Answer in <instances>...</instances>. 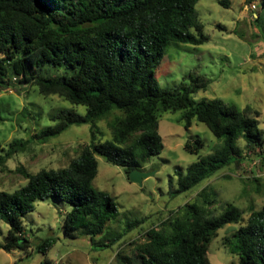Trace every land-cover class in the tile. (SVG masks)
I'll return each mask as SVG.
<instances>
[{"label": "trees", "instance_id": "trees-1", "mask_svg": "<svg viewBox=\"0 0 264 264\" xmlns=\"http://www.w3.org/2000/svg\"><path fill=\"white\" fill-rule=\"evenodd\" d=\"M198 2L0 0V91L15 86L33 88L44 98L58 96L84 109L83 114L61 110L51 118L57 122L40 132L42 140L57 137L72 126L88 125L90 131V143L66 168L35 174L16 169L27 183L12 193L0 192V222L8 226L1 250L10 253L28 248L22 218L33 212L36 201L48 198L72 206L62 225L65 236L75 239L74 232L89 218L86 234L92 242L118 216L113 198L93 187L95 156L121 168L127 178L131 171L142 172L144 164L163 150L159 118L180 112L179 122L185 129L195 120L219 142L184 174L176 173L172 197L191 191L193 200L147 229H143L145 219L128 222L122 234L97 246L111 247L134 230L140 239L130 242L129 256L119 255V264H210L207 253L212 239L218 231L239 225L224 242L228 253L236 255L239 264H264V205L259 211L250 210L241 225L243 212L232 203H220L218 213L213 214L216 195L203 186L231 165L242 164L244 152L248 161L258 158L259 169L264 170V152L255 153L263 143L256 125L259 113L217 99L194 102L193 95L206 91L210 83L198 76H189L187 86L172 89H160L155 81V71L170 43L201 46L208 42L195 8ZM252 2L246 0L248 5ZM217 3L229 8V0ZM256 16L252 19L258 21ZM2 112L0 108V123ZM19 117L30 124L27 109ZM103 121L110 138L101 141L98 123ZM241 140L243 148L235 145ZM25 146L20 139L9 143L5 155H0V170ZM202 147L199 139L184 145L192 155H198ZM54 242L45 240L39 246L44 256L40 264L52 263L47 251Z\"/></svg>", "mask_w": 264, "mask_h": 264}, {"label": "rangeland", "instance_id": "rangeland-1", "mask_svg": "<svg viewBox=\"0 0 264 264\" xmlns=\"http://www.w3.org/2000/svg\"><path fill=\"white\" fill-rule=\"evenodd\" d=\"M218 0H199L195 8L203 25V34L208 42L201 46L170 43L160 66L155 71V81L160 89H172L189 84V76H198L210 83L206 91L193 95V101L219 100L225 105H235L240 109L249 106L259 113L257 129L262 135V147L255 153L264 152V11L262 1L252 2L251 9L246 0H229V8L224 9ZM259 16V20L252 18ZM253 20V21H252ZM224 27L219 30L217 26ZM0 108L3 109L0 123V155H5L13 140L25 141V148L6 160L0 170V192L12 193L26 185L27 181L16 171L21 167L29 174L40 170L66 168L76 158L82 147L90 143L89 126H72L57 137L42 140L40 132L53 126L51 121L61 110L74 109L83 114L84 109L72 107L58 96L44 98L36 89L18 86L0 91ZM23 109L29 111V122L19 117ZM181 113H164L158 120V133L163 150L150 158L142 172L152 173L141 184L130 182L124 171L95 156L97 174L92 184L96 190L108 194L115 203L118 216L106 223L104 231L90 241L86 234L89 218L84 227L74 233L75 239L67 238L63 231V221L72 206L55 198L34 203L33 212L23 216L22 235L29 246L25 250L6 253L0 249V264H40L43 255L39 246L45 240L55 242L47 251L51 264H119L120 257L131 254L130 242L140 239L133 230L118 243L108 248H99L108 240L122 234L125 224L145 219L143 229L154 226L166 219L171 211H176L193 200L191 191L172 197L171 191L177 187V172L185 173L188 166L199 157L211 154L219 142L201 123L193 121L185 129L179 122ZM106 123H98L102 136L110 138ZM29 126V127H27ZM199 139L203 147L198 155L188 153L184 145ZM243 148L244 142L236 141ZM244 161L231 165L216 178L204 183L216 195V205L211 208L217 214L220 203H232L243 212L241 225L246 223L250 210L259 211L264 205V170L259 169V160L243 153ZM202 186V187H203ZM239 225H231L218 231L208 248L210 264H239L236 255L225 248L226 239ZM8 226L0 222V246L5 243ZM118 255V256H117Z\"/></svg>", "mask_w": 264, "mask_h": 264}, {"label": "water", "instance_id": "water-1", "mask_svg": "<svg viewBox=\"0 0 264 264\" xmlns=\"http://www.w3.org/2000/svg\"><path fill=\"white\" fill-rule=\"evenodd\" d=\"M152 173H147V172H141V171H131L128 173V180L130 182L136 183V184H141L142 180L150 177Z\"/></svg>", "mask_w": 264, "mask_h": 264}, {"label": "built area", "instance_id": "built-area-1", "mask_svg": "<svg viewBox=\"0 0 264 264\" xmlns=\"http://www.w3.org/2000/svg\"><path fill=\"white\" fill-rule=\"evenodd\" d=\"M251 9H255V7L252 5V6H251Z\"/></svg>", "mask_w": 264, "mask_h": 264}]
</instances>
